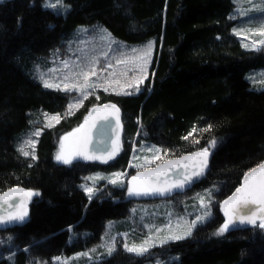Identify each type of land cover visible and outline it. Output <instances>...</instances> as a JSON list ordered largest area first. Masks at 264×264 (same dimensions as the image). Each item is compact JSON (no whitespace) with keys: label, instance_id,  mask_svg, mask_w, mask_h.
<instances>
[{"label":"trees","instance_id":"16d2710c","mask_svg":"<svg viewBox=\"0 0 264 264\" xmlns=\"http://www.w3.org/2000/svg\"><path fill=\"white\" fill-rule=\"evenodd\" d=\"M63 1V13L44 8L43 0L0 3V194L12 188L34 193L23 223L0 224V264L49 263L83 252L98 243L108 222L125 218L131 202L126 187L102 185L89 199L80 184L86 174L124 169L130 153L125 138L135 133L160 147L163 160L216 141L206 177L190 190L215 186L221 201L264 161V90H252L246 80L251 70L264 68V51L244 48L233 34V0ZM97 24L130 45L154 41L142 90L98 94L93 104L44 128L36 158L25 157L16 145L34 115L62 114L68 102L65 92L44 88L32 77V64L78 27ZM109 101L122 113L123 153L109 165L79 159L58 164L54 152L62 130L80 122L88 108ZM219 209L185 239L141 256L117 247L94 264H146L166 257L171 264H264V233L252 226L216 235L224 221ZM8 236L10 242H2Z\"/></svg>","mask_w":264,"mask_h":264},{"label":"rangeland","instance_id":"374dc122","mask_svg":"<svg viewBox=\"0 0 264 264\" xmlns=\"http://www.w3.org/2000/svg\"><path fill=\"white\" fill-rule=\"evenodd\" d=\"M45 5V0H43ZM235 9L233 11V19H235L236 24L233 28L234 29H252L251 32H245L244 35L238 36L236 35L241 41L242 45L246 49L251 50H263L264 51V44L259 43V41L264 40V36H260L259 34H255L254 30L261 26V20L264 18V13L258 11H251L248 16H244L241 14L240 9H248L249 4L252 0H233ZM49 2H55V0H49ZM63 5L64 1H63ZM46 8L45 6H43ZM55 13H63L66 10V7L58 6L56 9L53 8H46ZM152 43V51L151 56L149 58V62L145 65L144 74L146 78L143 79L142 83L138 84L139 91L142 90L143 84L147 77L149 76V70L151 65V59L154 51V41H148L144 44H134L130 45L120 40L115 39L105 28L100 25H91V26H83L78 27L71 35V37L63 43V45L58 47L57 49L51 51L48 55H46L43 60L35 62L32 64L30 69V74L32 77L41 83L43 86V82L41 77L43 76L45 79H49L51 82H55L53 77L55 76L56 79L60 78L61 73H51L50 69H59L62 68V61L68 60L70 65L73 61L75 63L80 64L82 67L85 65L90 64V62L95 58L97 59V68L111 63L113 65L112 68L108 69V72H115L116 75L111 77V79L116 80L119 79L121 81L120 84L114 85L116 91H112L111 88L109 91H104L103 88H97L95 90L88 89L87 91L90 93L88 98L83 101V104L78 109L72 110V115L82 109L86 103L93 104L96 101L98 94L103 93L105 95L119 92L121 87L132 83L133 87L128 88L124 87L125 91L130 93H137L139 91L135 90L136 83L132 81L133 76H140L141 73L138 71H128L127 76L121 75V73L125 72L128 68L134 67V60L133 57L140 54V52L148 45V43ZM244 45H247L245 47ZM136 49L137 52L133 53L132 50ZM107 53V56L104 54ZM118 60H126L128 61L127 64H117ZM249 74L246 75V80L250 84V88L252 90H264V68H258L251 70ZM107 72L104 74V77L100 78V83H104L105 79H108ZM92 80H96L97 77H92ZM44 87V86H43ZM45 88V87H44ZM51 89V88H48ZM64 92V91H62ZM66 93V92H65ZM68 96V102L65 112L59 114L62 121L64 117L68 114V105L70 102H74L75 100L79 99L76 92L66 93ZM99 99V98H98ZM94 100V101H93ZM88 108L87 110H89ZM49 116L56 115V114H49ZM86 114H83L81 117L80 122L74 123L70 126L68 130H62L64 133L58 138L56 142V148L54 152V157L56 156L57 152L59 151V143L60 138L72 133L74 129L78 128L81 123L83 122ZM60 121L58 123H60ZM32 126L28 128V130L21 134L16 148L19 149L22 145L24 146V150L30 153L29 157H32L33 148L31 145H25L24 142L27 140L35 141L34 147V155L36 150V144L38 141L39 136H35L34 133L37 131L42 133L44 128H52L56 126L58 123L56 121H50L54 126L47 127L46 124L49 123L45 119V113L40 112L35 114L32 118ZM77 136L79 133L76 134ZM127 135V134H125ZM137 133H135L131 138H125V145H130V153L129 159L124 169L118 168L117 170L111 172H102L96 171L93 173L86 174L83 179L81 180L80 188L83 190L85 195L89 198V194L85 192L84 187H92L93 193L92 198L99 193V189L102 185L104 186H112L114 188H121L124 189L126 187V191L129 186V181H131L133 176H137L138 173H141L144 169L152 167L153 165L162 162L164 158H166L165 154L162 153V149L157 147L153 143H148L146 140H142L138 138ZM129 136V135H128ZM75 137L69 136V140L65 141V144H69ZM155 146L156 148H160V156L162 159H156L153 163L146 164L145 158H151L153 156V152H149L147 149L152 148ZM208 148V147H205ZM204 148V149H205ZM135 149V151H134ZM20 152V151H19ZM21 153V152H20ZM56 160V159H55ZM164 161V160H163ZM57 162V161H56ZM58 163V162H57ZM59 164V163H58ZM62 164V163H60ZM64 165V164H63ZM114 173H123L121 176V180L123 181V186L118 182L117 184H111L108 182L109 178H113ZM100 176L104 177V179L98 180H89L86 179L88 177H95ZM140 180L133 181L132 186L136 187L140 184ZM209 190H211V204L209 205L210 215L201 223H198L191 233L186 237L190 236L193 231L200 225L209 221L213 216V208L217 205H220L221 200L220 196L217 194L218 190L214 187H207V188H196L190 190L185 193L174 195L170 198H147L150 196H132L130 202V209L129 213L125 218L108 222L105 226L104 232L95 245L86 249L83 252L76 253L69 257H55L49 263H41V261H29L28 264H94L97 261H100L103 258L110 256L117 247L124 248V244L127 243L129 246L132 244H140L142 241L147 239L149 235L153 236V242L156 246H161L159 244V240L169 235V230L166 225L171 224L172 232L171 234H180L182 231L186 230L189 223L195 219L197 215H202L204 209L199 207V200L198 194H206ZM128 194V191H127ZM91 198V199H92ZM208 197L205 196V202L207 203ZM182 218V219H181ZM180 221L178 224L177 222ZM258 230L264 233V229L259 228L256 226ZM156 229H162L160 232H156ZM72 237L73 240L75 237ZM185 237V238H186ZM184 238V239H185ZM11 237L8 236L7 240H3L4 243H9ZM68 240V241H71ZM181 240V239H180ZM9 241V242H8ZM177 241V240H169L166 243ZM164 243V244H166ZM163 244V245H164ZM113 246L114 250L111 254L108 253V247ZM155 247V246H154ZM153 248V247H152ZM150 248V249H152ZM93 249L95 251H93ZM149 249V250H150ZM126 251V250H125ZM128 252V251H127ZM84 253H88V256L83 255ZM131 253V252H129ZM136 255L135 253H132ZM141 256V255H138ZM91 257V258H89ZM173 261L172 257H166L164 259L159 258H152V260L146 264H171Z\"/></svg>","mask_w":264,"mask_h":264},{"label":"snow or ice","instance_id":"6c2138e0","mask_svg":"<svg viewBox=\"0 0 264 264\" xmlns=\"http://www.w3.org/2000/svg\"><path fill=\"white\" fill-rule=\"evenodd\" d=\"M3 0H0L2 3ZM46 8L56 9L58 6L66 7L63 5V0H55V2H49V0H45ZM258 11L264 13V0H252L249 4L248 9H240V12L244 16H248L251 11ZM252 29H234L233 34L242 36L245 32H251ZM255 34H259L260 36H264V18L261 20V26L254 30ZM259 43L264 44V40L259 41ZM247 47V45H244ZM152 51V43L149 42L148 45L140 52L139 55L133 57L135 62L134 67L128 68L125 72L121 73L123 76H127L128 71H138L141 73L140 76H133L132 81L136 83L135 90L139 91L138 84L143 82V79L146 78L144 74L145 65L149 62V58L151 56ZM133 53H136L137 50L133 49ZM107 56V53L104 54ZM97 59H93L90 64L81 66L80 64L72 62L70 65L68 60L62 61V68L59 69H50L51 73L60 72V78L56 79L53 77L55 82H51L49 79H45L43 76L41 80L43 82V86L45 88H51L57 91H64L66 93L76 92L79 99L74 102H70L68 105V115L72 114L73 109H78L85 99L88 98L90 93L87 91L88 89L95 90L97 88H103L104 91H109L111 88L112 91H116L114 85L120 84L121 81L119 79L113 80L111 77L115 76V72H108L109 68H112L113 65L111 63L106 64L99 69L97 68ZM127 64L126 60H118L117 64ZM107 72L108 79H105L104 83H100V78L104 77V74ZM97 77L94 81L91 78ZM124 87L131 88L133 87L132 83H128L121 87L119 92L116 94H131L128 91L124 90ZM99 97H97L98 99ZM103 108L112 110V118L115 120V125L112 128L113 136L116 139L111 141L112 147L110 149L104 150L102 153H98L92 150L91 145L99 144L102 141L95 139L92 135L93 129L97 128L96 121L93 120L92 123H89V118L93 116V113L99 112V108H93L89 111V115L85 117V122L81 124L78 128L74 129L72 133L65 135L60 138L59 143V151L57 152L55 159L58 163H62L64 165H72L74 161L77 159H83L85 161L88 160H101L104 163H107L109 160L115 158V156L119 153V129L121 127L120 119H119V109L116 105H104ZM45 119L49 121L46 124L47 127L54 126L50 121H56L57 123L60 121L61 117L59 114L51 115L45 113ZM100 119L107 121L109 119L108 115L100 117ZM211 126H209L210 128ZM195 132V129H193ZM79 133L80 135H76ZM35 136H39L40 132L37 131L34 133ZM192 133H189L191 136ZM69 136L75 137L69 144H65V141L69 140ZM184 139H188V137H184ZM198 143V141H195ZM25 145H31L33 148L32 158L35 159L34 155V147L35 141L27 140L24 142ZM216 141H212L209 144L208 148H205L201 151L195 152L191 155L181 156L176 160H168L165 165H161L155 169H151L145 173H138L137 176H133L131 181H129L128 186V195L132 196H171L173 193H178L184 191L186 188H189L196 179H198L201 175H203L204 171L208 167V157L211 154V149L215 147ZM22 155L25 157L29 156L30 153L24 150V146L22 145L18 149ZM149 152H153V156L149 158H145V163H153L156 159H162L160 156L161 149L153 146L152 148L147 149ZM135 151V149H134ZM166 154V153H165ZM190 162V163H189ZM31 166V165H29ZM175 168V171L172 169ZM169 171H172V177L169 179ZM123 173H114L113 178H109L108 182L111 184H117L118 182L123 186V181L120 179ZM141 177H144L141 180L140 184L136 187L132 186L133 181L140 180ZM86 179L89 180H98L104 179V177L95 176L88 177ZM84 187L86 193L89 194V199L92 198L93 188L92 187ZM14 193H22L23 197H31L34 193L30 191H25L23 189L12 188L9 191L0 194V201H3L4 204L8 205L10 209H14L22 206L25 201L20 199L16 201L14 197ZM38 195V193H35ZM211 195L212 192L209 190L206 194H198L199 207L204 209L202 215H197L194 220H192L187 229L182 231L180 234H171L172 227L171 224L166 225L169 230V235L162 237L159 240V244L162 246L164 243L169 240H180L184 239L187 235L191 233L193 228L198 224L206 220V218L210 215L209 205L211 204ZM205 196L208 197L207 203L205 202ZM221 210L223 211L224 221L222 225L218 228L216 235H224L226 232L236 229L240 226L251 225L253 227L258 226L261 229H264V163H261L257 167L248 171L243 178V184L236 188L235 192L225 199L221 205ZM2 210V209H0ZM27 217V211L21 208L20 211H10L8 214L0 215V224H5L8 222H17L23 223ZM182 219V218H181ZM178 224L180 221L177 222ZM71 230V229H70ZM162 229H156V232H160ZM156 246L153 242V236L149 235L147 239L142 241L140 244H132L129 246L127 243L124 244V248L126 251L135 253L136 255H144L149 251L150 248ZM114 250L113 246L108 247V253ZM93 251H95L93 249ZM83 255L88 256V253H84ZM91 258V257H89Z\"/></svg>","mask_w":264,"mask_h":264},{"label":"water","instance_id":"95a60500","mask_svg":"<svg viewBox=\"0 0 264 264\" xmlns=\"http://www.w3.org/2000/svg\"><path fill=\"white\" fill-rule=\"evenodd\" d=\"M106 104L107 105H111V104L116 105L114 102H111V101L105 102V103H100V104H95L94 106H92L88 110V112H87V114L85 116V117H87L89 115V111L91 109H93V108H99L100 109L99 112L93 113V116L89 118V123H92L93 120H95L96 124H97V128L93 129V133H92L93 137L95 139H98V140L102 141L99 144H95L94 143L93 145H91L92 150L95 151V152H98V153H102L104 150L110 149L112 147L111 141L113 139H116V137H114L113 133H112V128L115 125V120L112 118V115H111L112 110L110 108L109 109L103 108V106L106 105ZM116 107L119 109V119H120V124H121V127L119 129V135H118L119 146H120L119 153L115 156L114 159L109 160L107 163H104L101 160H88V161H85L83 159H80L81 161L92 162V163H95L97 165H109V164L113 163L115 160H117V158L123 153V150H124V143H123L124 126H123V123H122L121 110L118 107V105H116ZM105 115L109 116V119L107 121L100 119V117H103ZM84 122H85V118H84L82 124ZM201 150H203V149H196V150H193L191 152L184 153V154H182L180 156H176V157H172V158L166 159V160H164L162 162H159V163L153 165L152 167L144 169L141 173H145V172H148L151 169H155V168H157V167H159L161 165H165L168 160H176V159H179L181 156L191 155V154H193L195 152H198V151H201ZM211 156L212 155L210 154L209 157H208V167L204 171L203 175H201L198 179H196L195 182L192 185H190L189 188H186L185 190L193 188L195 185H197L199 182H201L206 177V175H207V173L209 171V168H210ZM261 163H264V161L261 162ZM260 164H258V165H260ZM258 165H256L255 167H257ZM255 167H253V168H255ZM250 170H248V171H250ZM172 171H175V168H173ZM172 171H169V179H171V177H172ZM244 175H243L239 185L236 188L240 187L243 184ZM143 179H144V177H141L140 181L143 180ZM236 188L233 190V192L230 195H228L226 198H224V200L227 199L228 197H230L235 192ZM18 189H23V188H18ZM13 195H14L16 201H19L20 199H23L25 201V203L22 206H20V207H17V208H14V209H10L8 207V205L4 204L3 201H0V209H2V210H0V215H5L6 216L8 214V212H10V211H20L21 208L23 210H27L31 198L30 197H23L22 193H14ZM224 200H222V202ZM221 203H220V205H221ZM219 210H220V213L222 214V216L224 217L223 211L221 210V207H220ZM8 223H10V222H8ZM8 223H5V224H8ZM248 227H252V226L251 225H245V226H240V227H238L236 229H245V228H248ZM236 229H233V230H236Z\"/></svg>","mask_w":264,"mask_h":264},{"label":"flooded vegetation","instance_id":"af4514ba","mask_svg":"<svg viewBox=\"0 0 264 264\" xmlns=\"http://www.w3.org/2000/svg\"><path fill=\"white\" fill-rule=\"evenodd\" d=\"M80 135V134H79ZM76 161H78V159L76 160ZM75 162V161H74ZM190 189H188V190H185V191H181V192H178V193H173L171 196H150V197H147V198H154V199H157V198H170V197H172V196H174V195H177V194H181V193H185V192H188Z\"/></svg>","mask_w":264,"mask_h":264},{"label":"bare ground","instance_id":"6f19581e","mask_svg":"<svg viewBox=\"0 0 264 264\" xmlns=\"http://www.w3.org/2000/svg\"><path fill=\"white\" fill-rule=\"evenodd\" d=\"M80 160V159H79ZM122 218V217H121ZM105 224V223H104Z\"/></svg>","mask_w":264,"mask_h":264}]
</instances>
